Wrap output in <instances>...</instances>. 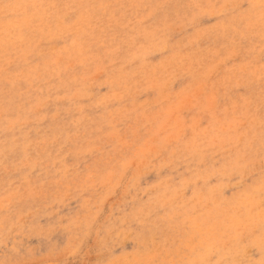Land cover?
Wrapping results in <instances>:
<instances>
[{
	"label": "rangeland",
	"instance_id": "obj_1",
	"mask_svg": "<svg viewBox=\"0 0 264 264\" xmlns=\"http://www.w3.org/2000/svg\"><path fill=\"white\" fill-rule=\"evenodd\" d=\"M0 264H264V0H0Z\"/></svg>",
	"mask_w": 264,
	"mask_h": 264
}]
</instances>
